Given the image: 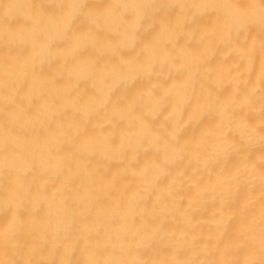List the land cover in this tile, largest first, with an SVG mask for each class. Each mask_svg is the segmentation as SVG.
<instances>
[{"label": "bare ground", "instance_id": "1", "mask_svg": "<svg viewBox=\"0 0 264 264\" xmlns=\"http://www.w3.org/2000/svg\"><path fill=\"white\" fill-rule=\"evenodd\" d=\"M0 264H264V0H0Z\"/></svg>", "mask_w": 264, "mask_h": 264}]
</instances>
